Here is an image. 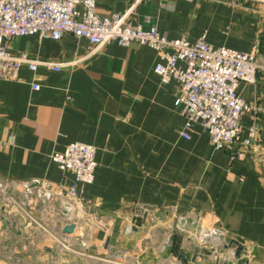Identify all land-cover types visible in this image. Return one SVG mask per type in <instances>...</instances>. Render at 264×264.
<instances>
[{"label": "crops", "instance_id": "obj_1", "mask_svg": "<svg viewBox=\"0 0 264 264\" xmlns=\"http://www.w3.org/2000/svg\"><path fill=\"white\" fill-rule=\"evenodd\" d=\"M96 2L102 15L130 5ZM127 20L156 24L169 36L206 34L215 46L264 55V0H144ZM6 44L17 54L65 63L60 70L25 63L16 77H0V181L10 182L7 193L16 198L19 182L35 176L63 194L32 206L37 223L0 189V251L22 242L36 264L264 262V115H243V137L254 120L258 129L238 157L239 143L215 148L200 120L189 138L181 134L180 83L155 71L160 56L147 44L96 47L72 32L57 39L23 35ZM239 92L263 104L264 71L255 82L241 81ZM73 140L96 145L97 166L94 181L80 185L86 215L75 229L82 236L68 232L71 250L53 234L65 232L78 210L67 194L74 174L51 153ZM63 203L75 211L64 215ZM140 207L146 209L137 215ZM235 235L244 238L240 252Z\"/></svg>", "mask_w": 264, "mask_h": 264}, {"label": "built area", "instance_id": "obj_2", "mask_svg": "<svg viewBox=\"0 0 264 264\" xmlns=\"http://www.w3.org/2000/svg\"><path fill=\"white\" fill-rule=\"evenodd\" d=\"M142 1L130 0L126 10L102 15L97 11L96 0H0V77H16L18 69L25 63L33 70L41 64L60 70L65 63L34 58L27 53H14L6 44L8 38L38 34L57 39L65 32H72L77 37L88 38L96 47L111 41L123 45L133 42L147 44L155 48L160 56L155 71L164 79L174 78L180 83L176 103L183 105L186 115L181 134L189 138L193 122L200 120L215 148L239 143L240 147L234 155L242 157L258 129L254 120L248 136L243 137L242 117L246 113L264 115V103L244 99L239 92V84L243 80L256 81L258 72L264 71V55L259 56L255 50L215 46L206 34L192 40L185 35L169 36L156 24L144 27L142 23L129 22L128 15ZM33 87L38 88L39 83L34 82ZM13 140L11 135L10 141ZM96 153L95 144L82 140H73L64 149L51 153V158L60 168L71 170L74 174V182L67 194L78 206L77 212L71 216L75 224L85 219L80 185L94 181ZM19 184L22 186L20 198L7 193L9 181L1 180L0 189L9 200L16 201L29 219L37 223L39 220L32 212V206L40 200L49 201L58 193L63 194L49 180L38 176ZM144 209L138 208L136 214L140 215ZM214 233L220 234L221 231L214 230ZM53 235L63 248L74 249L70 233ZM115 256L121 255L116 253Z\"/></svg>", "mask_w": 264, "mask_h": 264}, {"label": "rangeland", "instance_id": "obj_3", "mask_svg": "<svg viewBox=\"0 0 264 264\" xmlns=\"http://www.w3.org/2000/svg\"><path fill=\"white\" fill-rule=\"evenodd\" d=\"M20 243L22 242L10 243L9 252L1 249L0 264H36V261H32L30 257L31 249H28L26 244L23 247Z\"/></svg>", "mask_w": 264, "mask_h": 264}, {"label": "water", "instance_id": "obj_4", "mask_svg": "<svg viewBox=\"0 0 264 264\" xmlns=\"http://www.w3.org/2000/svg\"><path fill=\"white\" fill-rule=\"evenodd\" d=\"M64 207V215H66L70 210L75 211V205L73 204L72 207L69 204L63 203ZM82 226V225H81ZM80 227V226H79ZM76 224L74 222H69L64 226L65 232H74L77 236H82L83 231L79 230L77 233L75 232ZM233 241L238 244V252H240L244 248V238L241 236L235 235L233 236ZM241 264H264V262H255L250 261L249 259H245Z\"/></svg>", "mask_w": 264, "mask_h": 264}]
</instances>
